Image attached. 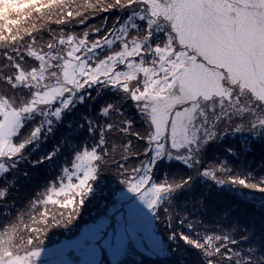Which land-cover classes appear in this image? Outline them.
<instances>
[{
	"label": "snow or ice",
	"instance_id": "snow-or-ice-1",
	"mask_svg": "<svg viewBox=\"0 0 264 264\" xmlns=\"http://www.w3.org/2000/svg\"><path fill=\"white\" fill-rule=\"evenodd\" d=\"M257 145L264 0H17L0 19V264H264V224L215 197L248 190L264 218Z\"/></svg>",
	"mask_w": 264,
	"mask_h": 264
},
{
	"label": "trees",
	"instance_id": "trees-1",
	"mask_svg": "<svg viewBox=\"0 0 264 264\" xmlns=\"http://www.w3.org/2000/svg\"><path fill=\"white\" fill-rule=\"evenodd\" d=\"M16 5L17 0L15 2V5H10L7 7L0 6V13H3L5 16H0V19L5 18L9 15H14L16 11ZM258 151L262 153L260 147H258ZM264 154V153H263ZM43 173H34L33 176L29 180H22L21 184L18 185L19 187V193L18 198L23 197L22 201L25 203L24 200L27 199V197L31 194L32 190L36 188V186L40 183H42V177ZM242 192V190H238ZM216 197V203L219 205V207H226L230 204L239 205L236 208V211L233 213V217L238 219L242 226H247L249 228H255L257 236L260 235L262 231V224H264V218L261 217V210L256 207H250V206H243L239 204V201L236 199V197L233 195L232 198L227 193H218L215 194ZM227 199V200H224ZM226 201L229 202V204H226ZM232 205V206H233ZM229 206V207H232ZM97 209L90 205V209H88L87 216H89L91 213L95 212ZM30 222V221H29ZM56 229L50 230L51 233L55 232ZM61 233H63L64 229H58ZM49 232V233H50Z\"/></svg>",
	"mask_w": 264,
	"mask_h": 264
},
{
	"label": "rangeland",
	"instance_id": "rangeland-1",
	"mask_svg": "<svg viewBox=\"0 0 264 264\" xmlns=\"http://www.w3.org/2000/svg\"><path fill=\"white\" fill-rule=\"evenodd\" d=\"M15 2H16V0H0V6L7 7V6H10L13 4L15 5ZM0 16H5V15L3 13H0ZM258 147H259V145L256 146V151L247 157V159L252 162V167H255L259 163L261 155L263 154V153L258 151ZM217 155H222V150H218ZM22 180H24L23 177H21L20 184H21ZM237 191H238L237 189H229L228 187H225V188H222L220 191H218V193H223V194L227 193L230 196V198H232L233 194L236 193ZM247 191L248 190H242V192H247ZM22 199H23V197L18 198V195H16V202H15V205L12 209V211L16 215H20L21 213H27L29 211V209L27 207V199L24 200L25 203L22 201ZM224 200H227V199H224ZM226 204H229V202L226 201ZM232 205L233 204H230V205L226 206V208L229 206H232ZM88 209H90V205L85 208L83 219L88 218V216H87ZM24 219L26 222H29L27 219V215L24 216ZM21 227H23V225H21ZM63 238H64V232L61 233L58 229H56L55 232H53V233L50 232L48 234V239L45 242L46 246H51V245L55 244L58 240H61ZM187 254H188L190 261L198 259V257H196V255H195L194 250L188 249Z\"/></svg>",
	"mask_w": 264,
	"mask_h": 264
}]
</instances>
